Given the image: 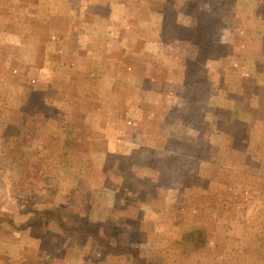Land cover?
<instances>
[{
	"label": "crops",
	"instance_id": "crops-1",
	"mask_svg": "<svg viewBox=\"0 0 264 264\" xmlns=\"http://www.w3.org/2000/svg\"><path fill=\"white\" fill-rule=\"evenodd\" d=\"M261 1L220 0L221 8L217 11L219 19L226 25L222 24L211 41L218 45L229 41L235 49L218 57L207 52L190 56L196 65L203 63V66L199 65L204 67L206 74L221 76L222 81L216 88L212 86L206 98V109L211 124H214L207 136L208 151L214 157L202 159L199 170L212 172L209 182L221 189L210 195L219 206L214 213L212 206L208 209L207 212L212 211L208 213L210 218L200 217L201 210L194 208V219L214 224L211 230L214 241L194 253L200 260L220 250L219 260L222 251L233 248L228 246V241L234 235L230 223L234 217L231 214L230 219L228 207L223 206L230 202L226 191L229 179L225 174L232 169L229 154L256 156L258 153L253 149L248 152L231 147L233 143L229 139L236 138L237 124L256 122L249 134L252 138L255 130L262 132L258 136L259 141L262 140L258 146L264 153V94L253 92L264 90V82L259 81L264 77V65L257 78L245 74V70L256 69L258 64L264 63ZM35 3V8H44L45 13L35 16L40 26L27 38L13 32L9 39L0 31V46L9 41L15 48L11 60L24 64L22 69L14 71L16 78L9 84L14 91L18 90L16 86L33 90L28 92L33 94L28 101L22 100L20 92L23 89L8 97L9 92L3 90L10 85L3 76L6 70L16 67H10V62L0 63V200L10 206L11 217L18 228L0 229V264H7L6 260L11 264L25 260L28 253L40 248L39 242L46 232L54 234L56 240L60 237L66 252L63 259L49 254L47 257L59 264H77L79 258L75 259L69 252L78 255L80 251L82 254L85 247L72 244L73 234L58 229L47 218L36 219L27 225L34 213L22 211L19 204L33 201L32 207L38 209L62 204L83 214L79 210L86 202L92 198L96 201L93 193L96 185L90 180L93 178L89 177L90 169L100 172L98 166L108 165L105 162L112 155L129 158L152 147L145 142L149 137L144 140L147 134L143 133L146 130L142 123L152 122L150 118L153 113L156 116L155 110L176 103L181 95L182 71L167 68L166 43L197 45L198 40L195 42L193 37L199 26L196 1L37 0ZM231 15L233 21L229 22ZM42 20L44 24H41ZM249 42L256 45L251 52L245 51ZM25 49L28 52H24ZM0 55L1 60L2 53ZM248 59L253 64L245 66L244 60ZM251 97L255 102L252 113L261 112L254 119L244 117L246 100ZM154 121L158 142L164 136V126L162 124L160 128L158 120ZM242 164L248 166L246 169L253 168L249 163ZM100 187L98 193L108 196L109 204L104 206L108 210L115 201V190L106 181ZM204 190L200 196L205 193L209 198L210 190ZM140 209H144L142 218L154 219V224H136L137 232L144 235L140 246L144 251H154L152 259L145 264H171L177 254L172 244L185 241L188 231L203 225L188 217L182 219L181 215L149 210L147 206ZM124 216H120L121 228L129 231L132 228L123 223L127 220ZM237 219L235 216L234 221ZM219 236L224 243L218 241ZM160 256H164L162 260H158Z\"/></svg>",
	"mask_w": 264,
	"mask_h": 264
},
{
	"label": "rangeland",
	"instance_id": "rangeland-1",
	"mask_svg": "<svg viewBox=\"0 0 264 264\" xmlns=\"http://www.w3.org/2000/svg\"><path fill=\"white\" fill-rule=\"evenodd\" d=\"M36 1L0 0V21L2 20L3 22H0V31L7 35L9 39L12 38L13 32L21 33L27 38L32 30L35 31L40 26V22L35 16L38 17L45 13L44 8L41 10L35 8ZM195 1L197 10L196 23L199 26L196 27V34L193 37L195 42L198 40L197 45L191 44V47H188L184 43H166L165 63L167 68L181 69L182 71L180 98L170 106L160 107L158 110H155L157 114L155 116V113H153L150 118L152 122L146 121L142 123L143 129L146 130L143 133L144 135L147 134L144 140L149 137L148 141L146 140L145 142L150 143L152 147L150 149L144 148L129 158L112 155L105 162L108 165L106 164L104 167L98 166V169L101 170L100 172L96 169H90L89 175L91 176L88 175L89 177H93L90 180L96 185L93 188L94 199L96 201L93 198L90 200L94 206H92L89 212V217L95 221L105 220L107 208L105 209L104 206L109 204V200L108 196L106 197L102 194L103 192L98 193V191L105 181L109 182L113 185L112 189L115 190V201L111 204L110 208H114V214L117 216H124L122 214H126L125 216L127 217L124 216V218L127 220H124L123 223L129 229L132 228L129 231L121 228L119 232L131 241L132 246L135 247L138 256L141 258L142 264L152 259L154 251H144L140 246L144 235L140 233L141 231L137 232L139 229L136 228V224L140 222L141 224L143 223V226L149 223L154 224V219L142 218L141 215L144 209L141 210L140 208H146L147 206L149 210L151 209L155 212L163 211L172 216L181 215L182 219L188 217L192 221H197V223L201 221L194 219V208L200 209V217L204 216L205 218H210L208 213L212 211H207L211 206L213 213L219 210V206L214 204L213 197L210 195L220 190L221 187L215 185L214 182H209L212 179V172L199 170V167H201L202 163L200 162H202V159L214 157L208 151L210 147L206 145L207 136H209L214 127V124H211V117L206 109V98L212 86L216 88L222 81L220 80L221 76L214 77L212 75L210 77L209 74H206V70L202 67L203 63H199L202 66L196 65L190 56L193 53L198 55L200 52H207L212 57H218L222 53L231 52L235 48H233L234 45H231L232 43H229V41L221 45L214 43V40L211 41V39L215 38L217 30L222 28V24L226 25V23H222L219 19L217 11L221 8L220 0ZM190 2H193V0H190ZM228 6H231L230 2ZM260 7H262V10H259V14L264 20V0L261 1ZM244 18L246 17L244 16ZM232 21L231 15L229 22ZM41 24H44V20L41 21ZM169 29L172 31L171 27ZM226 40L229 39L227 38ZM255 46L253 43H246L245 51L249 50L251 52ZM14 51L15 48L9 41L0 46V53H2L0 63L6 64L10 62V67H16L15 69L6 70V74L3 77L11 87L7 86L3 92H9L8 97H10L11 94H16L19 89H23L20 92L22 100L24 98L28 101L33 97V94L28 92L33 90H28L24 86V88L16 86L18 90L14 91L13 86L9 84L13 83L14 77L16 78L14 71H18L24 67L23 63L11 60ZM24 52H28V50L26 51L25 49ZM251 62L250 59L244 60L245 66L248 64L252 65L253 63ZM263 65L264 63H260L256 69L245 70L246 76L249 75L250 78L259 77ZM21 77L24 80V77ZM251 80L248 81L251 82ZM259 81L264 82V77H261ZM186 92V101H183V96H185ZM253 92H262L264 94L263 88L262 90L257 89V91ZM257 98L256 100H258ZM253 103L255 102L252 101V97L246 100L244 117L254 119V117L257 118L261 113L259 110L255 111L256 115L252 113ZM7 109L9 110V108ZM154 120H158L160 128L162 124L164 126V136L158 139V142L155 140L158 128ZM236 126L238 127L237 131H235L236 138L229 139L233 143L231 147L248 152H251L253 149L258 153L256 156H245L239 153L229 154V162L232 169L225 173L226 177H228L227 179H229V184L226 187L227 190L224 187H222V190H226L230 195V202L228 204L223 203V206L228 207L230 219L231 214L234 217L233 220H230L234 229V235L228 241V246L230 248L233 246V248L230 251H222L223 256L219 260L217 256L220 250H217V254L213 252L209 258L200 260L198 259V255L196 257L194 254L198 248L190 249V245L187 242H177L174 245L172 244L175 250H177V254L171 264H264V153L263 150H259L261 148L258 146L262 141H259L258 136L262 132L257 129L255 130L254 137H250V130L256 126V122L254 121L252 123H240ZM141 137H143L142 133ZM95 160L99 163V158L96 157ZM242 163H249L251 165L249 166L253 168L246 169L248 166ZM86 167L88 166L86 165ZM203 189H205L204 191L210 190L211 193L207 191L209 198L206 197L205 193H202L200 196ZM96 196L99 199L95 198ZM130 215L133 217H129ZM241 215L242 217H240ZM235 216L238 217L236 221H234ZM139 219H143L145 222L139 221ZM211 219L215 221L212 215ZM206 220L210 221V219ZM201 223L203 225H199V227L203 228L205 232V244L202 247L204 248L208 242L214 241L215 235L211 231L214 224L213 222ZM130 225L132 227H129ZM47 237L51 241L56 240L54 234L52 236V233L46 232L44 238ZM221 238L219 236L218 241L224 243V240L222 239L223 241H221ZM72 239V242H74L76 238L73 237ZM90 247L88 249L85 247L82 254L80 251H77L78 255L72 254L73 251L69 252V254L73 255L75 259L79 258L77 264L91 263L86 262V259L95 260V264H133L134 262L130 253L119 255L112 253L104 254L106 250L101 246L90 245ZM86 250L87 252H85ZM49 253L53 254V252ZM28 255L25 257V260L21 259L18 263L14 260L15 263L13 262V264H54V262L50 263V261L44 260V258L40 259L39 254L28 253ZM163 257L156 258L162 260ZM5 262L11 264L10 260H6Z\"/></svg>",
	"mask_w": 264,
	"mask_h": 264
},
{
	"label": "trees",
	"instance_id": "trees-1",
	"mask_svg": "<svg viewBox=\"0 0 264 264\" xmlns=\"http://www.w3.org/2000/svg\"><path fill=\"white\" fill-rule=\"evenodd\" d=\"M186 94L187 92L185 93V96H183V101H186ZM206 141V145L209 147L210 143L208 140ZM28 198L29 197L26 196V199ZM33 204V201L26 202V204H19V208L22 211H33L34 213V215L27 221V225L36 219L47 218L48 221L52 225H55L58 229L69 231L74 235L73 237L76 239L72 244L84 246L87 249L90 245L101 246L106 250L104 254L112 253L114 255H119L123 253H130L132 259H134L133 264H142L141 258L138 256L135 247L132 246L131 241L126 239V236H122L121 232H119L122 227L120 223L121 218L120 216L114 214V208H109L107 210L105 220L95 221L89 217V212L92 208L91 201H87L83 208L79 210L80 212L83 211V214L80 215L75 213L78 212V210H72L62 204L52 208L41 209H38L36 206L32 207ZM11 215L12 211L10 206H8L6 202L3 203L0 200V229L2 227L10 230L18 229L15 227ZM204 233V229L200 227H195L188 231L185 242L190 245V249H199L204 246ZM48 237L39 242L40 248L33 253L39 254L40 258H44V260L46 259L50 261V263L53 259L51 257L48 258V254L58 259H63L66 254L65 249L62 248L63 243L58 239L52 240V242ZM45 246L46 248L44 249ZM49 252H53V254ZM85 252H87V250ZM94 261L95 260L92 259H86V262H91L89 264H95ZM54 264L59 263L54 262Z\"/></svg>",
	"mask_w": 264,
	"mask_h": 264
}]
</instances>
